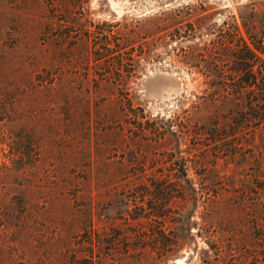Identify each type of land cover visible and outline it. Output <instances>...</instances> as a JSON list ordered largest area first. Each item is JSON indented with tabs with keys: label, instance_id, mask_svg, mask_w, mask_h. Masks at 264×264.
<instances>
[{
	"label": "rangeland",
	"instance_id": "1",
	"mask_svg": "<svg viewBox=\"0 0 264 264\" xmlns=\"http://www.w3.org/2000/svg\"><path fill=\"white\" fill-rule=\"evenodd\" d=\"M244 44L264 0H0V264H264Z\"/></svg>",
	"mask_w": 264,
	"mask_h": 264
},
{
	"label": "trees",
	"instance_id": "2",
	"mask_svg": "<svg viewBox=\"0 0 264 264\" xmlns=\"http://www.w3.org/2000/svg\"><path fill=\"white\" fill-rule=\"evenodd\" d=\"M238 48L235 69L243 75L237 81L236 88H243L249 91L250 116L253 121L258 122L255 126H252L249 132L252 137L258 136L259 141H264V135H262V133L264 134V128H261V124L264 123V57L261 56L264 53V49H259L254 44L251 46L244 44ZM241 118L243 124L244 121H247V114L241 112ZM244 125L247 126L246 124ZM244 132L245 128L240 125L231 129L232 135L236 136L237 139H240ZM254 162L256 164L253 167V171L259 175V178H263L264 183V160L262 162L255 160Z\"/></svg>",
	"mask_w": 264,
	"mask_h": 264
},
{
	"label": "water",
	"instance_id": "3",
	"mask_svg": "<svg viewBox=\"0 0 264 264\" xmlns=\"http://www.w3.org/2000/svg\"><path fill=\"white\" fill-rule=\"evenodd\" d=\"M221 21V19H217V22H220Z\"/></svg>",
	"mask_w": 264,
	"mask_h": 264
}]
</instances>
